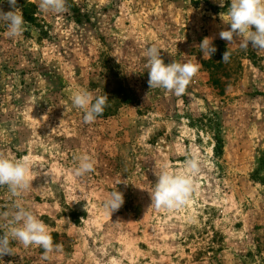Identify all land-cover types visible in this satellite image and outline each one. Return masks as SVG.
Returning a JSON list of instances; mask_svg holds the SVG:
<instances>
[{
  "label": "rangeland",
  "instance_id": "374dc122",
  "mask_svg": "<svg viewBox=\"0 0 264 264\" xmlns=\"http://www.w3.org/2000/svg\"><path fill=\"white\" fill-rule=\"evenodd\" d=\"M17 2L23 35L0 25V152L26 157L35 179L18 196L0 187V213L33 211L61 247L45 259L13 241L0 264H264V51L219 37L231 0H67L63 14ZM152 45L165 64L199 66L185 94L150 89ZM80 89L108 95L93 123L71 103ZM82 155L94 170L76 177ZM192 155L202 171L187 203L150 207L155 171L183 173Z\"/></svg>",
  "mask_w": 264,
  "mask_h": 264
},
{
  "label": "clouds",
  "instance_id": "9594fccd",
  "mask_svg": "<svg viewBox=\"0 0 264 264\" xmlns=\"http://www.w3.org/2000/svg\"><path fill=\"white\" fill-rule=\"evenodd\" d=\"M217 2L221 8L225 6V0ZM7 3L11 10L4 11L0 7V25L7 28L6 35L9 38H17L26 30V21L17 0H7ZM38 7L45 13L63 14L68 11L67 0H39ZM220 18L225 24L230 25L229 29L219 32L221 39L227 41L229 45L239 40L244 49L251 44V48L257 52L264 51V0H231L227 11L220 13ZM199 47L203 56L207 58H211L217 51L211 37H205ZM144 55L147 58L145 67L149 75L150 89H164L181 96L185 94L190 81L199 71V66L191 62L173 61L165 64L161 58V50L155 45L148 47ZM230 56V51H225L223 61L228 62ZM108 101L107 94L94 96L87 89L77 90L71 97L72 105L83 110L85 123H93L102 116ZM93 170L94 161L88 155H82L73 171L76 177H82ZM31 171V163L26 157L14 160L0 152V187L6 186L12 196H18L32 188L35 177L31 175ZM201 171V161L195 155L186 159L183 173L155 171L158 179L153 190L149 192L150 207L174 209L186 204L195 190L194 180ZM44 175L51 174L45 172ZM123 204V193L115 190L105 199L104 208L112 214ZM0 217L7 221L5 225H0V228H6L0 235V257L12 254L13 241L25 248L30 246L42 248L45 259L50 253L60 249V245L53 243L48 226L33 211L20 204H16L11 212L0 213Z\"/></svg>",
  "mask_w": 264,
  "mask_h": 264
},
{
  "label": "trees",
  "instance_id": "16d2710c",
  "mask_svg": "<svg viewBox=\"0 0 264 264\" xmlns=\"http://www.w3.org/2000/svg\"><path fill=\"white\" fill-rule=\"evenodd\" d=\"M25 17H28L27 9H24Z\"/></svg>",
  "mask_w": 264,
  "mask_h": 264
}]
</instances>
